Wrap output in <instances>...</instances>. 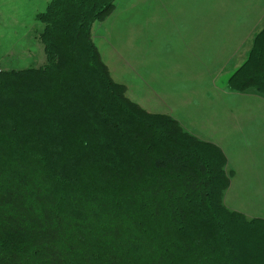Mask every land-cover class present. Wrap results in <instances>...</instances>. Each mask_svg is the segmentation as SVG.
Segmentation results:
<instances>
[{"label": "trees", "instance_id": "obj_1", "mask_svg": "<svg viewBox=\"0 0 264 264\" xmlns=\"http://www.w3.org/2000/svg\"><path fill=\"white\" fill-rule=\"evenodd\" d=\"M114 1L49 0L45 63L0 72V264H264L222 149L111 78L91 29ZM224 85L264 98V25Z\"/></svg>", "mask_w": 264, "mask_h": 264}, {"label": "rangeland", "instance_id": "obj_2", "mask_svg": "<svg viewBox=\"0 0 264 264\" xmlns=\"http://www.w3.org/2000/svg\"><path fill=\"white\" fill-rule=\"evenodd\" d=\"M48 1L0 0V72L45 63L43 47L38 40L43 24L36 20V14L44 10ZM231 4L233 13L228 15V28L232 30L227 35L221 29L210 35L205 31L197 35L203 53L201 59L208 66L206 71L202 69L204 77L201 82L161 83L158 86L165 89L152 92L149 83L128 79L132 76L129 70L127 74L123 72L127 65L119 63L114 53L105 54L102 44L99 46L103 59L114 72L112 78L127 86L129 96L138 104L146 105L153 112L171 115L184 129L222 149L227 159L225 171L230 178L222 193L223 204L228 209L242 212L247 218H264V98L229 90L224 85L228 75H223L226 70H232L229 68L231 64L235 69L242 63L253 35L264 25V0H231ZM167 31L159 29L157 37L163 41L164 32H167L173 41L181 38L173 29ZM172 49L175 48L172 46ZM222 50L228 67L219 74ZM138 52L140 54L135 55L142 58L138 62L145 66V46ZM166 53H171L167 61L177 63L180 68L183 64L189 66L193 61H200L194 60L184 49ZM213 53L220 59H214ZM197 62L196 67L199 66ZM172 84L190 89L170 93L167 88L173 87Z\"/></svg>", "mask_w": 264, "mask_h": 264}, {"label": "crops", "instance_id": "obj_3", "mask_svg": "<svg viewBox=\"0 0 264 264\" xmlns=\"http://www.w3.org/2000/svg\"><path fill=\"white\" fill-rule=\"evenodd\" d=\"M230 13H233L231 0H115L112 12L102 21L93 23L92 37L94 43L98 42L95 45L102 61L108 67L111 78L114 72L109 63L103 59L99 44L103 45L105 54L108 55L112 52L120 61L119 63L127 65L128 69L125 68L123 72L127 74L129 70L132 76L127 77L128 79L142 84L149 83L150 91L160 92L165 89L158 86L161 83L183 84L202 81L201 79L204 77L202 69L206 71L208 66L201 59L203 53L201 44L197 41V35L202 31L210 35L218 29H221L223 34L226 32L224 35H227V32L232 30L231 27L228 28ZM230 16L232 15L230 14ZM161 17L162 21H159ZM159 29L165 31L173 29L175 33H179L175 35L181 38L173 41L167 31L164 32L165 37L161 41V38L157 37ZM138 34L140 37H137ZM143 46H145L143 57L146 59V68L142 62H138L142 58L135 55L136 53L140 54L138 51ZM172 46L175 49H172ZM183 49L187 51L188 55L190 53L194 60L199 59L201 62L193 61L189 66L183 64L181 69L177 63L172 64L167 61L172 52L167 55V53L164 54L166 51L181 52ZM248 50L249 48L247 52ZM212 55L214 56V53ZM223 55L226 56L224 50L220 51L221 59L214 56V59H220L219 74L228 67V61L223 58ZM195 62L199 66L196 67ZM229 68L232 70L230 72L226 70L223 74L225 77L234 70L232 64ZM172 85L173 87L167 88L171 90L170 93L177 92L172 90L190 89L184 85L182 88ZM125 88L126 96L138 104L139 102L134 97L129 96L127 86ZM140 106L153 112L146 105L141 104Z\"/></svg>", "mask_w": 264, "mask_h": 264}]
</instances>
